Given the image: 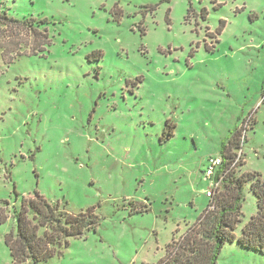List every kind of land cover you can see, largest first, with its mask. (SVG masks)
I'll return each instance as SVG.
<instances>
[{
	"label": "rangeland",
	"instance_id": "1",
	"mask_svg": "<svg viewBox=\"0 0 264 264\" xmlns=\"http://www.w3.org/2000/svg\"><path fill=\"white\" fill-rule=\"evenodd\" d=\"M0 264L36 193L95 229L26 264H157L232 132L264 178V0H0ZM245 221L257 210L247 189ZM143 209V210H142ZM217 264H264L226 243Z\"/></svg>",
	"mask_w": 264,
	"mask_h": 264
},
{
	"label": "trees",
	"instance_id": "2",
	"mask_svg": "<svg viewBox=\"0 0 264 264\" xmlns=\"http://www.w3.org/2000/svg\"><path fill=\"white\" fill-rule=\"evenodd\" d=\"M0 22L11 28H21L23 24L9 18L6 12L0 14ZM245 141L239 130L224 141L220 152L224 161L216 175L221 180L220 187L214 196H206L207 208L184 234L167 244L166 255L157 264H217L223 246L235 241L264 253V178L258 172L243 170L245 160L238 151ZM247 189L256 197L257 210L245 221ZM14 216L16 233L6 237L11 264L48 260L62 252L69 238L95 229L98 219L94 209L71 213L59 201H50L39 193L24 197Z\"/></svg>",
	"mask_w": 264,
	"mask_h": 264
},
{
	"label": "built area",
	"instance_id": "3",
	"mask_svg": "<svg viewBox=\"0 0 264 264\" xmlns=\"http://www.w3.org/2000/svg\"><path fill=\"white\" fill-rule=\"evenodd\" d=\"M223 157L221 154L210 156L207 160L205 169V179L209 182L205 194L208 197L214 196L216 190L220 187L221 180L216 178L218 170L223 164Z\"/></svg>",
	"mask_w": 264,
	"mask_h": 264
}]
</instances>
